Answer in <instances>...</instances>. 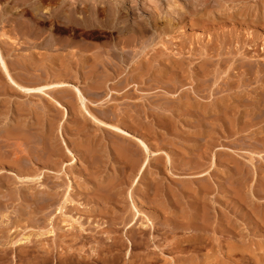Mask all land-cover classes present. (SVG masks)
<instances>
[{
	"label": "rangeland",
	"instance_id": "obj_1",
	"mask_svg": "<svg viewBox=\"0 0 264 264\" xmlns=\"http://www.w3.org/2000/svg\"><path fill=\"white\" fill-rule=\"evenodd\" d=\"M26 1L32 7L38 2V0H0V53L10 66L20 62L27 54H37L34 59L43 61L51 54L58 53L59 50L56 49L58 41L65 36L67 38L63 41L67 44V48L62 54L71 53L75 60L73 68H77L76 60L84 54L81 47L86 48L87 45L85 54L88 53L87 56H90L91 50L92 52L101 50L100 52L104 53L118 41V37L114 36L115 33H112V38L104 28L91 26L89 28L85 23L79 25L76 24L78 21L71 18L73 15L75 16L73 18L79 19L92 15L94 0H64L65 4L63 0H44L40 4L38 16L26 11L30 9V5L25 4ZM134 1L139 7L143 5L144 9L147 8V11H152V7L157 2V0ZM161 1L163 12L170 14L171 17L174 16L175 21L171 19V22L166 24L162 19L161 24L165 25V30L157 27L153 35L151 33L146 35L147 39L146 36H143V39L140 37V44L139 41L132 45L130 43L131 52L126 59L127 63L125 61L121 63L123 65L120 64L122 68L117 65L119 64L117 60H111L109 68L113 71L109 68L108 70L113 74L108 78L107 87L112 93L108 104L100 105V98L93 99L88 94L91 90L89 82L93 78L87 79L82 72L77 75L78 78L74 75L63 77L65 81L68 80V83L81 89L86 105L100 119L112 122L101 116L98 111L109 107L117 117L128 112L130 117L146 124L143 127L137 121L130 125L133 126L131 128L125 123L126 121L119 124L131 134L130 138L135 146L138 144L137 140H141L147 144L149 152L153 153L146 156L148 164L144 173L140 175L133 170L131 177L120 184V189H115L111 203L97 198L93 188L99 183L98 180L104 182L109 176L120 175L116 156L107 158L104 155L101 165L95 170L92 168L93 172H90L89 168L93 163L85 161L87 167L77 159L76 145L78 140L94 139L95 143L99 142L101 151L102 147L107 145V149L112 154L109 146L110 134L78 115L74 98L73 103L70 104L64 99L66 95L63 96L61 90V93L55 91L53 98L66 106L67 113L62 115V111L57 110L55 113L57 116H52V121H48L52 113L51 110L47 112L45 106L48 99L11 93L4 83L3 72L0 69L2 155L3 128L14 127L18 123L22 124V121L26 122L25 131L31 130L33 134L31 135L34 137L37 132L40 133L41 137L37 138L39 137L37 135L35 137L37 139L50 136L49 138L56 141L63 153L62 159L59 160L61 162L57 161L52 166L46 163L44 165L43 161L37 162L36 159L33 160V164L29 163L26 165L28 167L25 166L30 168L31 164L32 166L36 164L33 167L35 170L30 168L32 172L25 173L26 169L23 174L28 175L29 172L34 176L44 173L47 179L44 185H38L35 180L20 182L17 177L14 178L20 174L17 170L18 166L3 165V162H0V264H67L66 261L63 263V259L59 262L57 257L63 258L60 256L64 254H71L73 257H91L93 251L89 245L85 242L74 244L71 238L79 232L89 236L95 230L108 231L105 234L109 233L107 236L111 237L108 243L119 239L122 243L118 250L113 246L111 252H108L110 254L113 250V253L117 254L120 251L119 259L109 262L110 264H141V262L142 264H215V260L221 263L226 259L228 264V260L231 259H241V264H264V213H262L264 212V139H262L264 138V0ZM168 3L175 8L170 7ZM90 8L92 10H89L90 15H88ZM169 8L172 10L169 11ZM71 11L73 14L70 13ZM67 12L71 14L70 17L67 16ZM54 13L59 15L65 13V17L70 19L69 29L64 35L63 32H59L61 24L57 19L47 20L44 23L36 19H41V15ZM125 37L128 38L124 36V39ZM46 40L48 43H53L49 51ZM74 42L78 46L81 43L83 45L79 48ZM140 60L151 63L153 70L144 67L137 71V63ZM161 68L164 69L162 75L159 74ZM134 72H136L135 77H138L136 79L132 77ZM169 78L174 79L176 83ZM28 85L35 84L28 83ZM104 88L98 91L106 93ZM101 93L103 97L104 93ZM21 108L26 109L25 113L18 115L17 110ZM29 111L36 112L38 116L40 115L39 118ZM43 111L46 117L41 116ZM159 113L162 114L160 117H158ZM222 116L225 119H218ZM18 118L20 121L17 123ZM34 121L38 123V127L32 124ZM11 141H7L5 148L9 156L13 155L12 149L15 143L14 140ZM64 146L68 148V152ZM47 166L53 171L63 170L65 173L59 172V179H55L56 173L53 172L54 174L51 175L52 173L46 169ZM144 177L149 184L146 185L147 190L144 186ZM132 179H134L133 183ZM58 185L60 188L57 196L60 195L56 199L63 196L67 189L65 198H68V201L67 204L64 203L67 206L59 211L56 205L61 200L54 199L53 206L50 207L51 211L44 215L39 212L36 214L34 204L31 203V198L36 197L35 191L43 186L46 187L45 189L54 190ZM186 186L198 192L185 193L183 188ZM6 196H9V199H5ZM197 203L206 206H204L205 211L209 216L207 230L198 235L196 230H174L173 225L168 226L171 224L168 223L170 220V222L178 220L172 214L174 211L183 207L184 212L188 213L193 204ZM122 214L127 215L129 220L135 214L132 230H124L120 224L111 223V217L116 215L115 219H119ZM200 214L197 220L201 219ZM141 224H146L147 230L150 228L148 233H144V239L151 236L148 246L142 250L133 247L136 244L134 241L137 242L140 236L142 237L141 232L139 233ZM149 224L150 226H147ZM157 225L170 227L171 232L166 231L162 235V232L159 234L151 230L153 227L158 228ZM112 226L118 229L111 232ZM213 226L216 227L215 233ZM47 232L49 235L46 234ZM153 237L154 241L151 240ZM237 238L244 248L243 254L241 256L233 252L231 254L233 258L228 259L224 244ZM165 241L166 243L170 241L169 244L173 246H169L168 243L166 246ZM176 243L178 246L175 245L174 248ZM45 255L49 257V261L42 262L41 259ZM99 261H92L91 264L105 263L102 259Z\"/></svg>",
	"mask_w": 264,
	"mask_h": 264
},
{
	"label": "bare ground",
	"instance_id": "obj_2",
	"mask_svg": "<svg viewBox=\"0 0 264 264\" xmlns=\"http://www.w3.org/2000/svg\"><path fill=\"white\" fill-rule=\"evenodd\" d=\"M22 1V0H21ZM44 0H38V2L36 3L37 5L35 7H32L28 1H26L25 4H28V6L30 5V9L26 10L27 12H32L34 16H38V10L40 7V4L43 3ZM87 1V0H86ZM141 1V0H140ZM150 1V0H149ZM173 1V0H172ZM189 1V0H188ZM192 1V0H191ZM25 1H23L24 3ZM114 2V3H113ZM144 2V1H143ZM147 2V1H146ZM152 2V1H151ZM150 2V3H151ZM157 2H159L157 0ZM155 3L154 7L152 11H147V8L144 9V7H142L143 5H141L140 7L135 3L134 0H94L92 7H93V11H92V15H90V11L92 10L91 8L88 9L89 17L87 18H73V16H71V18L73 20L78 21L76 24H81V25H87L93 28H104L108 31V33L112 36L113 38V34L115 33L114 36H117L118 41L113 43L111 45V47L103 52H100L98 50H94L92 52L91 50V54L90 56H87V54H85V50L88 47L86 44V48L85 47H81V50L83 51V55H81L80 57H78L79 59L76 60V65L77 68H73V55L70 53L67 54H62V51L66 50V46L67 44L65 43V41H63V39L65 40L67 37H63L64 33H66L69 29V18L67 16L70 17L69 13L67 14V16L65 17V13H61L59 15V13L57 14H50L47 16L41 15V19L36 18L37 20L40 21V23H44V21L47 20H55L57 19V21L60 22V27H59V32H63V35L60 38L61 41L56 38V40L58 39L59 44L57 45L56 49L59 50L58 53L56 54H51L49 57H47L45 60L43 61H38L35 58V56H37V54H27L25 55L20 62L18 61H14L17 62L13 65H8L7 62L4 60V58H2L1 53H0V69H2L3 72V80L5 85L7 86V89L10 90L11 93L14 94H19L21 96H25V97H29V96H38L40 98H46L48 99L46 106L47 112L51 110V116L49 117L48 121H52V116H57L55 113L57 110L62 111V115H64L65 113H67V108L65 105H63L59 100L53 98V93L55 91H62V95L64 96V94L66 95L64 97V99H67V101L71 104L72 99L74 98V102L77 104V113L78 115L82 116L84 118L85 121L91 123V124H96V127L98 129H101L102 131H106L107 134H110L109 139H110V150H112V154L109 152V149H107V145H104L102 148V151L99 149L100 148V144L95 143L94 139H88V140H78L76 142L77 148H78V158L79 161L84 164V166H87L88 164L85 161H90L91 163H93L92 166H90L89 171L93 172L92 168L95 170L97 169L101 163L104 161H102L103 156L105 155L107 158L110 157H115V160L117 163H119V169H120V175L118 176H109L104 182H101V180H98L99 183H97L94 186V194H96L97 198H99L100 200L103 201H107L108 203L113 202V192L118 189H120V184H122L123 181L129 179L133 173V170H136L137 173H139L140 175L144 173L145 168L147 166V158L146 156H148L147 154L151 155L150 153L152 151L149 152V147L147 146V144L141 140H137L138 144L133 143V141L131 140V134L129 132H127L126 130H124L122 127L119 126L120 122H125L128 123L127 125H132L137 123H140V125H142L143 127H145L146 124H144L145 122L141 123L140 120H137L134 117H130V113L125 112L123 114V116L117 117V115L115 114V112L111 109H109V107H105L107 109H101L98 110L100 111V115L103 116L105 119H108L109 121L112 122H108L107 120H103L100 119L99 117H97V115L91 111V109H89V107L86 105L85 103V96L83 95V92L81 91V89L79 87H77L76 85H72L70 83H68L67 81H65V76H67V78L70 75H74L77 76L79 73L82 72V74H84L87 79L90 80V78H93V82H89V86H90V90L88 92L89 95H91L93 97V99L97 98V100L99 99V104L100 105H106L109 102V99L111 97L110 93H112V90L107 87L108 84V78L112 76V71L113 69L109 68L110 62L111 60H117L116 62H119L120 65L121 63H124L127 59V57L130 55L131 49L130 47V43L132 45V43L136 44L139 41V38L143 37V36H148V33H153L155 32L154 30H156L157 27H159L160 29H164L165 25H162L161 23H163L162 21L164 20V23L168 24L171 22V19H174V16H169L170 14H167L165 12H163V9L161 8L162 6V1L160 0L159 3ZM186 2V1H185ZM193 2V1H192ZM195 2V1H194ZM16 3V2H15ZM63 3L65 4L64 0ZM62 3V4H63ZM177 3V2H176ZM175 3V4H176ZM191 3V2H190ZM99 4H102L101 6ZM115 4V5H114ZM149 4V2H148ZM169 4V3H168ZM192 4V3H191ZM85 5V4H84ZM146 5V3H145ZM152 5V4H151ZM170 7H172L171 4H169ZM177 6L179 4H176ZM182 5V4H181ZM75 6V5H74ZM165 6V5H164ZM180 6V5H179ZM183 6V5H182ZM85 7V6H84ZM100 7V8H99ZM150 7V6H149ZM166 7H169L166 5ZM173 7L175 8V6L173 5ZM172 7V8H173ZM173 8V9H174ZM78 9V8H77ZM151 9V8H150ZM166 8H164L165 10ZM171 8H169V11ZM42 10V9H41ZM37 11V12H36ZM168 11V10H166ZM177 11V10H176ZM6 12V11H5ZM23 12V11H22ZM73 11H71L70 13H72ZM75 12V11H74ZM175 12V11H174ZM88 13V12H87ZM173 13V12H172ZM73 14V13H72ZM84 16V15H82ZM75 17V16H74ZM71 19V20H72ZM87 19V20H86ZM163 19V20H162ZM4 20V19H3ZM72 20V21H73ZM86 21V22H85ZM175 21V19H174ZM71 23V22H70ZM74 23V21H73ZM85 23V24H84ZM172 25V24H171ZM56 27V26H55ZM171 29V28H170ZM165 30V29H164ZM161 31V30H160ZM34 32V31H33ZM60 32V33H61ZM29 33V32H28ZM35 33V32H34ZM53 33V32H52ZM163 33V32H162ZM166 33V32H165ZM27 34V33H26ZM48 34V33H47ZM156 34V33H155ZM28 35V34H27ZM66 35V34H65ZM153 35V34H152ZM151 35V36H152ZM109 36V35H108ZM124 36H128V38ZM146 36V39H147ZM110 37V36H109ZM150 37V36H149ZM51 39V37H49ZM71 38V37H70ZM143 39V38H142ZM141 39V40H142ZM150 39V38H148ZM152 39V38H151ZM77 40H82V39H77ZM47 41V40H46ZM68 41V40H67ZM75 41V40H74ZM111 41V40H110ZM145 41V40H144ZM143 41V42H144ZM147 41V40H146ZM154 41V40H153ZM76 42V41H75ZM74 42V43H75ZM112 42V41H111ZM142 42V41H141ZM151 42V41H150ZM150 42L148 44H146L147 46L150 44ZM45 43V42H44ZM48 43V41L46 42V44ZM70 43V42H69ZM80 42H78L79 44ZM147 43V42H146ZM153 43V42H152ZM53 43L50 42L46 45V47L48 48L47 50L49 51L50 48H52ZM138 44H140V41L138 42ZM143 44V43H142ZM141 44V45H142ZM72 45V44H71ZM75 45H77V43H75ZM80 46H82L83 44H79ZM109 45V44H108ZM31 46V45H30ZM78 46V45H77ZM80 46H78L80 48ZM110 46V45H109ZM28 47V46H27ZM141 47V46H140ZM145 49V45L143 46ZM153 47V46H152ZM32 48V47H31ZM77 48V47H76ZM107 48V47H106ZM134 48V47H133ZM132 48V49H133ZM139 48V47H138ZM69 49V48H68ZM78 49V48H77ZM76 49V50H77ZM89 49V48H88ZM130 49V50H129ZM152 49V48H151ZM72 50V49H71ZM137 50V49H135ZM142 50V49H141ZM158 50V49H157ZM133 51V50H132ZM144 51V50H143ZM150 52V50H148ZM152 51V50H151ZM155 51V50H153ZM70 52V51H68ZM140 53V51H137ZM133 53V52H132ZM156 53V52H155ZM160 53V52H159ZM41 54V53H40ZM135 54V53H134ZM137 54V53H136ZM142 54V51H141ZM152 54V53H151ZM158 54V52H157ZM156 54V55H157ZM39 56V55H38ZM48 56V55H47ZM132 56V55H131ZM148 56V55H147ZM151 56V55H150ZM135 57V56H134ZM152 57V56H151ZM77 58V57H76ZM131 58V57H130ZM136 58V57H135ZM10 59V58H9ZM38 59V58H37ZM132 60H134L133 58H131ZM36 60V61H35ZM137 60V58L135 59ZM11 61V60H10ZM34 61V62H33ZM151 61V60H150ZM152 62V61H151ZM154 62V61H153ZM127 63V61H126ZM179 63V62H178ZM115 64V62H114ZM111 65H113V63H111ZM123 65V64H121ZM120 65V67H121ZM116 66V65H115ZM157 66V65H156ZM112 67V66H111ZM126 67V66H123ZM144 67H146L147 69H152L153 65L151 63H148L147 61L143 62V61H139L137 63V71L142 70ZM108 68L110 70H108ZM118 68V66L116 67ZM122 68V67H121ZM134 68V67H133ZM116 70V69H115ZM121 70V69H120ZM125 70V69H124ZM123 70V71H124ZM153 70V69H152ZM159 70V69H158ZM144 71V70H143ZM149 71V70H148ZM1 72V70H0ZM133 72V71H132ZM164 72V69L161 68L159 71V74L162 75V73ZM116 74V73H114ZM119 75V74H118ZM136 72L133 73L132 77L134 76V79H136L135 77ZM166 75V74H165ZM114 77V76H113ZM130 77V76H129ZM163 77V76H162ZM161 77V78H162ZM172 77V76H171ZM175 77V76H174ZM78 78V76H77ZM138 78V77H137ZM142 79V78H141ZM157 79V78H156ZM177 79V78H176ZM88 80V81H89ZM128 80V79H127ZM130 80V79H129ZM133 80V79H132ZM160 80V79H159ZM169 80L174 81V79L169 78ZM43 83H40L42 82ZM113 82V81H112ZM126 82V81H125ZM29 84H35V85H28ZM118 83V82H117ZM120 83V82H119ZM172 83V82H171ZM176 83V82H175ZM27 84V85H26ZM37 84V85H36ZM115 84V83H114ZM109 85V84H108ZM174 86V85H173ZM70 87V88H69ZM72 87V88H71ZM102 87H105L104 89L106 90V93H104V91H101L104 93V96L102 97V93L99 92L100 89ZM203 87V86H202ZM99 90V91H98ZM8 92V91H7ZM56 93V92H55ZM61 93V92H60ZM61 95V96H62ZM62 96V97H63ZM112 102V101H111ZM46 103V102H45ZM92 103V102H91ZM98 103V101H97ZM180 107V106H179ZM25 108V107H24ZM96 108V107H95ZM102 108V107H101ZM111 108V107H110ZM128 108V107H127ZM29 109V108H28ZM133 109V107H132ZM17 110V109H16ZM26 109H20L19 111L17 110L18 115L25 113ZM161 110V109H159ZM186 110V109H183ZM174 111V110H173ZM27 112V111H26ZM12 113V112H11ZM29 113H32L34 115H36V117L39 118L38 114L33 111H29ZM41 113V112H40ZM132 113V112H131ZM58 114V113H57ZM178 114V113H177ZM46 113L45 111H43L41 113V116H45ZM139 115V114H138ZM156 115V114H155ZM160 115H162L161 113H159L158 117H160ZM22 116V115H21ZM27 116V115H26ZM30 116V115H28ZM157 116V115H156ZM16 117V116H15ZM102 117V118H103ZM43 118V117H42ZM54 118V117H53ZM7 119V118H6ZM122 119V121H121ZM220 120L225 119L224 116L218 118ZM17 123L19 120L16 119ZM84 121V122H85ZM160 122V120H159ZM167 122V121H166ZM162 123V122H161ZM13 124V123H12ZM19 124V123H18ZM16 125L14 127L11 128H3V155L2 152L0 151V162H3L4 164L7 165H17L18 167V173L23 174L24 171L26 170L25 173H27V171H29L30 173L32 172V169L35 170L33 167L36 165L32 166V162L33 160H37L38 161H43L44 165L45 163L47 165L52 166V164H55L57 161L61 160L62 158V151L60 149V146L57 145L56 141L49 138V137H44V139H37L40 138L41 136L38 134L35 135V137L38 135L39 137L35 138L34 136H32L33 134L28 131H25V126H26V122L22 121V124ZM33 125L38 127V123L34 121V123H32ZM43 124V123H42ZM51 124V123H49ZM90 124V125H91ZM253 124V123H252ZM14 125V124H13ZM10 125V126H13ZM30 126V124H29ZM32 126V125H31ZM135 126V125H134ZM41 127V125H40ZM89 126H86V128ZM133 126H130V128ZM166 127V124H165ZM28 128V127H27ZM34 128V127H33ZM139 128V127H138ZM36 129V128H35ZM141 129V128H140ZM168 129V128H167ZM34 130V129H33ZM169 130V129H168ZM28 132V133H27ZM144 132V131H143ZM232 132V131H231ZM145 133V132H144ZM32 134V135H31ZM44 135V133H43ZM53 137V136H52ZM107 137V136H106ZM253 138V137H252ZM260 138V137H259ZM250 139V138H249ZM264 139V138H262ZM8 140H14L13 143L14 147L12 149L13 151V155L9 156L7 154H9L8 152L6 153V143ZM239 140V139H238ZM1 141V140H0ZM12 142V141H11ZM101 142V141H100ZM107 142V141H106ZM64 143V142H63ZM12 146V144H9ZM66 148V146H64ZM2 148V147H1ZM254 148V147H253ZM41 150V152H40ZM67 152L69 151L68 148H66ZM64 150V151H66ZM234 150V149H233ZM11 151V152H12ZM246 151V150H245ZM66 153V152H65ZM71 153V151H70ZM153 153V152H152ZM157 153V152H156ZM12 154V153H11ZM153 155V154H152ZM104 156V157H105ZM240 156V155H239ZM74 158V157H73ZM72 160V157H71ZM70 160L71 163H73ZM112 160V159H111ZM109 160V161H111ZM114 160V161H115ZM61 162V161H59ZM77 162V161H76ZM29 163H32L29 167L32 168H26L28 166H26L27 164L29 165ZM41 163V162H40ZM89 163V162H88ZM58 164V163H57ZM69 164V163H68ZM74 164V163H73ZM195 164V163H194ZM24 165V167H23ZM41 165V164H40ZM32 166V167H31ZM54 166V165H53ZM62 166V165H61ZM14 167V166H13ZM48 167V166H47ZM47 171H49V173H52L51 175H53L55 172L56 173V177L55 179H59L58 175L59 172H64L62 171H53L52 169H50V167H48ZM55 167V166H54ZM60 167V166H59ZM58 167V168H59ZM63 167V166H62ZM73 167V166H72ZM71 167V168H72ZM88 167V166H87ZM4 168V167H3ZM36 168V167H35ZM57 168V167H56ZM12 169V168H10ZM45 169V170H46ZM102 169V168H101ZM5 170V169H4ZM61 170V169H60ZM92 170V171H91ZM11 172V170H8ZM16 171V170H15ZM43 171V169H42ZM23 174L22 176H20V174L14 176V178L19 179L20 182L24 181V183H27L29 180H35L37 182L38 185H44L43 183H47V179H45V174L44 173H40V174H35L32 176L29 174ZM44 172V171H43ZM46 172V171H45ZM65 173V172H64ZM4 175V174H3ZM14 175V173H13ZM30 175V176H29ZM48 176V175H47ZM49 177V176H48ZM47 177V178H48ZM65 177V176H64ZM137 177V176H136ZM51 178V177H49ZM96 178V176H95ZM54 179V178H53ZM54 179V180H55ZM6 180V179H5ZM13 180V179H12ZM19 180H17L19 182ZM144 180V186L147 190V187L149 186V184H147V179H145V177L143 178ZM62 181V180H61ZM119 181L121 183H119ZM134 179H132V183H133ZM150 181V180H149ZM49 182V181H48ZM70 182V181H69ZM4 183V182H3ZM9 183V182H8ZM33 183V182H32ZM45 183V184H46ZM61 183V182H59ZM58 183V184H59ZM30 184V183H29ZM23 185V184H22ZM57 186V184H55ZM67 185V184H66ZM148 185V186H146ZM17 186V185H16ZM49 185H47L48 187ZM55 186V187H56ZM69 186V185H68ZM153 186V185H152ZM204 186V185H203ZM54 187V190H50V188L45 189L46 187H40L38 188V191L36 192V197L31 198V203L34 204V210L35 212H37L36 214L41 213L42 215L46 214L47 212H49V210L51 209L50 207L53 206L52 202H54L53 200L55 199L56 201L58 199L61 200V202L56 205V209H62L65 208V205L67 204L66 202L68 201V198H65V194L68 191L66 189V191H64V193L62 194L63 196H60V198L56 199L57 196V192L60 188V185H58L57 188ZM87 187V186H86ZM71 188V187H70ZM69 188V189H70ZM24 189V188H23ZM16 190V189H15ZM61 191V190H60ZM183 191L186 192H191L196 194L198 191L197 190H193L192 188L186 186L183 188ZM195 191V192H194ZM197 191V192H196ZM159 192V191H158ZM161 192V191H160ZM7 193V192H6ZM5 193V194H6ZM19 193V192H18ZM60 193V192H59ZM9 194V191H8ZM156 194V193H155ZM170 195V194H169ZM5 196V195H3ZM11 196V195H10ZM9 197V196H8ZM7 196L5 197V199L8 198ZM62 197V199H61ZM17 198V197H16ZM9 199V198H8ZM20 199V198H19ZM29 199V198H28ZM69 199H71L69 197ZM4 200V199H3ZM35 201V202H34ZM70 201V200H69ZM115 201V200H114ZM29 202V201H28ZM71 202V201H70ZM204 202V201H203ZM202 202V203H203ZM64 203H66L64 205ZM201 203V204H202ZM197 204H193V206L191 207L190 211L188 213H185L184 208H180L178 209V211H174V213H172L173 215H175L178 220L177 221H172V222H167L171 223L168 226L173 225L174 230H188V231H192V230H196V233H200L204 230H207L209 228V216L207 215V211H205V207L204 206H200ZM205 204V203H204ZM29 206V205H28ZM31 206V205H30ZM67 206V205H66ZM112 207V206H110ZM131 207V205H130ZM164 207V206H163ZM159 208V207H158ZM165 208V207H164ZM167 208H169L167 206ZM254 208V207H253ZM5 209V208H4ZM122 209V208H121ZM33 210V211H34ZM59 210V211H60ZM111 210V209H110ZM161 210V208H160ZM169 210V209H168ZM51 211V210H50ZM163 211V208H162ZM58 212V211H57ZM167 212V211H166ZM172 212V211H170ZM137 213V212H136ZM163 213H165V211H163ZM200 214L201 219L197 220L198 215ZM264 213V212H262ZM112 215V214H111ZM110 215V216H111ZM258 215V214H257ZM116 216V215H115ZM114 217H111V223L114 225L115 223H117L116 225H121L123 226L124 230L125 229H130L132 230V226L134 225L133 223V219L135 214H133V217L131 220H129L127 215H121V217L119 219H115ZM174 216V217H175ZM262 216V214H261ZM175 217V218H176ZM170 218V217H169ZM50 219V218H49ZM138 219V218H137ZM149 220V219H148ZM53 221V220H52ZM127 221V222H126ZM166 222V223H167ZM57 223V222H56ZM147 224V223H146ZM146 224H141V228L139 229V233L141 232L142 237L140 236V238L136 241H134L136 244L133 246L134 248H140L141 250L143 248H146L148 246V241L150 240L149 238L151 237H147V239H144V233H148V231L150 230V228H152V224L151 227L149 228V230L146 229ZM147 225V226H150ZM234 224V223H233ZM6 225V224H4ZM56 225V224H55ZM166 225V224H165ZM111 226V225H110ZM158 226V225H157ZM163 226V224L161 225ZM134 228V227H133ZM109 229V228H108ZM118 228L115 226L111 227V232L116 231ZM136 229V227H135ZM213 232L216 231V227H212ZM235 229V228H233ZM104 230V229H103ZM151 230H155V232L157 231V233L162 232L161 234L163 235V233L165 234L166 231L171 232V228L170 227H159L155 228L153 227V229ZM232 230V229H231ZM123 231V230H122ZM136 231V230H135ZM46 232V231H45ZM50 232V231H48ZM48 232L46 234H48ZM106 232L108 231H98L95 230L91 235H83V233L79 232L75 235H72V241L73 243H78V242H82V244H84V242L90 246V248H92L93 254L91 255V257H81V256H77V257H73L71 254H64V256H60L63 258H59V256L57 257L58 261L60 262L63 259V263L64 261H66L67 264H91L92 261H95L99 259H102V262L104 261L106 264H108L109 262H114L117 261L119 259V253L115 254L113 253H108L111 248L114 246L116 249L120 246H122V243H120V239L119 241H114L113 243H108V241H110L109 236L105 235ZM176 232V231H175ZM236 232V231H235ZM51 233V232H50ZM135 233V232H134ZM137 233V232H136ZM173 233V232H172ZM215 233V232H214ZM234 233V232H233ZM44 234V233H42ZM49 235V234H48ZM136 235V234H134ZM139 235V234H137ZM162 235L160 236V238H162ZM168 235V234H167ZM166 235V236H167ZM199 235V234H198ZM88 236V237H86ZM169 236V235H168ZM84 237V238H82ZM172 237V236H171ZM25 238V237H24ZM109 238V240H108ZM173 238V237H172ZM171 238V239H172ZM176 238V237H175ZM22 239V238H21ZM26 239V238H25ZM63 239V238H62ZM83 241H82V240ZM166 239V238H164ZM215 239V238H213ZM220 239V238H219ZM23 240V239H22ZM112 240V239H111ZM154 241V237L151 239ZM159 240V239H158ZM176 239H174L175 242ZM179 240V239H178ZM234 240V239H233ZM63 241V240H62ZM113 241V240H112ZM18 242V241H16ZM24 242V241H23ZM170 242V241H169ZM168 245H172L173 244H169ZM214 242V241H213ZM219 242V241H218ZM226 242V241H225ZM8 243V242H7ZM20 243V242H19ZM18 243V244H19ZM160 243V242H159ZM158 243V245L160 246V244ZM164 243V241H163ZM166 243V241H165ZM166 243V246H168ZM173 243V241H172ZM5 244V243H4ZM16 244V243H15ZM79 244V243H78ZM216 244V242H215ZM224 244V243H223ZM162 245V244H161ZM178 246V243L174 244V248L176 246ZM180 245V244H179ZM217 245V244H216ZM157 246V245H156ZM164 246V245H162ZM161 246V247H162ZM218 246V245H217ZM216 246V247H217ZM224 246L226 247V257L228 259L233 258L232 257V253L236 252L239 253L241 256L243 254V250L244 248L241 245V242H239V239L237 238L235 241H231L229 243H225ZM223 246V247H224ZM165 247V246H164ZM167 248V247H166ZM172 248V249H174ZM180 248V247H179ZM182 248V246H181ZM228 249V250H227ZM118 250V249H117ZM127 250V249H126ZM180 251L182 250L179 249ZM178 250V251H179ZM225 250V249H224ZM179 251V252H180ZM111 252V251H110ZM219 252V251H218ZM221 252V251H220ZM127 253V252H126ZM143 255V254H141ZM246 255V254H245ZM150 257V256H149ZM148 258V257H147ZM121 260V259H120ZM227 260V259H226ZM224 262H217L216 260L214 261L215 264H228L227 261ZM42 262H46L49 261V257L47 255L43 256L41 259ZM143 261V260H142ZM145 261V260H144ZM148 261V260H147ZM100 262V261H99ZM192 262V261H191ZM194 262V260H193ZM229 264H241V259H234V260H228ZM62 263V262H61ZM101 263V262H100ZM104 263V264H105ZM190 263V262H189ZM110 264V263H109ZM142 264V262H141ZM148 264V263H147Z\"/></svg>",
	"mask_w": 264,
	"mask_h": 264
}]
</instances>
